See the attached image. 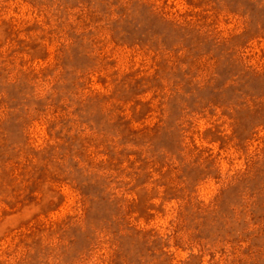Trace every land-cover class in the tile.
Instances as JSON below:
<instances>
[{"label": "rangeland", "instance_id": "rangeland-1", "mask_svg": "<svg viewBox=\"0 0 264 264\" xmlns=\"http://www.w3.org/2000/svg\"><path fill=\"white\" fill-rule=\"evenodd\" d=\"M0 264H264V0H0Z\"/></svg>", "mask_w": 264, "mask_h": 264}]
</instances>
